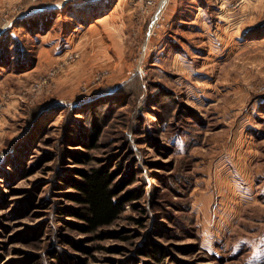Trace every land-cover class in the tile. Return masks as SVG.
I'll return each mask as SVG.
<instances>
[{
    "label": "rangeland",
    "instance_id": "1",
    "mask_svg": "<svg viewBox=\"0 0 264 264\" xmlns=\"http://www.w3.org/2000/svg\"><path fill=\"white\" fill-rule=\"evenodd\" d=\"M240 3L0 0V264H264V104L246 135L256 145L255 203L235 207L238 192L224 197L215 175L236 141L229 131L264 101V0L246 2L242 28L246 44L259 43L224 66L204 57L205 28L239 35L224 30L223 14ZM183 51L227 93L232 122L192 104L188 85L200 81L176 58ZM102 165L134 200L86 232L69 185ZM224 205L235 218L220 219Z\"/></svg>",
    "mask_w": 264,
    "mask_h": 264
},
{
    "label": "crops",
    "instance_id": "2",
    "mask_svg": "<svg viewBox=\"0 0 264 264\" xmlns=\"http://www.w3.org/2000/svg\"><path fill=\"white\" fill-rule=\"evenodd\" d=\"M239 1L241 2L240 3L241 7L237 9L238 11L237 10H235L234 12L227 11L228 13L225 11L223 14L224 16H226L225 19L229 20V22L231 21V23L229 24H226V23L224 24V30L226 31V29H231L233 27L234 29L235 27H237L238 30L241 28L238 36L236 35L232 36L231 34L226 35V32H223V29L221 30V28H223V25H218L219 27L217 28V30H214V31H211L210 29H206V28L204 29L206 31L205 34L207 35V41H208V47H207L208 52L206 53V55H204V57L206 56V59L211 61V63L215 66L219 67V66L226 65V63L232 59V56L236 55V52H235L236 49L243 50L244 47L248 45H254V43H259V42H251L253 44L251 43L246 44L247 42H244L243 40V37H242V32H243L242 28H244L243 22L246 16L250 13L249 10L251 8L248 7L250 5L246 4L248 0H239ZM82 4L83 3H81V6ZM78 6L80 5H76L77 8L75 7L73 11H77ZM89 12H90L89 9L88 10L82 9V11H77L76 14H78V16L81 18H86ZM110 13L112 12H109L108 14H106L105 16H101L100 18L94 19L93 22L90 23V26H91L90 28H95V27L98 28V26H102V22H104V25L108 23L109 21L104 20V21L99 22V20L103 18L108 19L111 15ZM256 16H258V13ZM78 24L81 27V22H79ZM227 25L228 27H225ZM238 30H234V31H238ZM228 32H231V31H228ZM230 37H234V39L231 40ZM183 53H184L183 55L181 53H177L176 58L180 57L178 59H181V58L187 59L188 63L186 62L187 65H183L184 68L186 70L188 69L191 70L190 72H192L193 75L197 77L196 80L198 79L197 81H200L197 83L198 85L196 86L194 83H191V85H188V89L193 91L192 95L190 96L192 99L191 100L192 104L199 106L198 108H201V109L206 108L207 110L213 107L220 108L219 111H215V112H218V114H220V116H222L227 122H232L233 121L232 115L236 113V111H234V109L233 110H223L225 106L221 104L222 102H224V99L226 98L227 93H223L225 91H222L220 88L216 86L214 87L212 84H210L211 78H212V74L210 71L204 72L199 69H195V66H193L194 62H190V60L188 59L189 52L183 51ZM205 65L206 64L204 63L203 66L206 67ZM190 72L188 71L187 74H189ZM186 81L188 82V79H186ZM200 84H202L203 87L200 88ZM213 97L216 99V102L210 103ZM263 102L264 101L260 100L259 102L255 103L251 107L249 111L250 115L247 117V119H245L243 116L242 118L243 124L239 128L236 129V132H234L233 130L229 131L231 134L235 133V136L233 138H235L236 141L234 142V144L231 142L229 143L230 146H229L228 152H226L222 156V159L219 160L216 166V172H215L216 184L220 188V194L222 192L224 197L228 195L224 191V189H226L227 187L232 193L238 192L237 194L234 193L235 195L233 196V199L231 201L235 205L238 203L239 206L241 207H243L244 204H249L250 202L255 203V201L257 200L256 199L257 194L256 195L254 194L253 186H252L254 183L253 182L254 177L252 176V174H249L251 170V165L256 161L255 159L257 158V155L255 153L256 145L251 140V138L246 135L247 134L250 135L248 131L251 130L250 128H253V124L251 123V117L255 118V113L258 114L260 107L264 104ZM244 148H247V150H244ZM248 164H250L249 167H247ZM262 186L264 187V185ZM231 189L232 190L234 189V192ZM214 198L216 197L214 196L213 199ZM216 200L218 199H215V201ZM213 202L214 200L212 201V204ZM225 207L226 206L224 205L223 208H220L222 209L221 211H223L221 215H220V212H218L220 219L228 221V219L235 218V216L233 215L234 213L236 214V211L233 212L232 210H234L235 207H237V205L234 208L232 205H229L228 209L227 208L225 209Z\"/></svg>",
    "mask_w": 264,
    "mask_h": 264
},
{
    "label": "trees",
    "instance_id": "3",
    "mask_svg": "<svg viewBox=\"0 0 264 264\" xmlns=\"http://www.w3.org/2000/svg\"><path fill=\"white\" fill-rule=\"evenodd\" d=\"M94 136L97 140L98 133ZM118 175L102 165L80 170L78 179L70 181L69 188L74 191L71 200L78 206L73 217L83 222L86 232L111 225L123 213L125 204L134 200L123 193L128 184L116 183Z\"/></svg>",
    "mask_w": 264,
    "mask_h": 264
},
{
    "label": "built area",
    "instance_id": "4",
    "mask_svg": "<svg viewBox=\"0 0 264 264\" xmlns=\"http://www.w3.org/2000/svg\"><path fill=\"white\" fill-rule=\"evenodd\" d=\"M165 2H166V0H164V4H165ZM162 10H163V6L158 10V12L155 15L153 22L150 25V30H149L148 35H147V40H149L151 38V33L154 30V24H156V22L159 20L160 14L162 13ZM144 53H145V51H144Z\"/></svg>",
    "mask_w": 264,
    "mask_h": 264
},
{
    "label": "bare ground",
    "instance_id": "5",
    "mask_svg": "<svg viewBox=\"0 0 264 264\" xmlns=\"http://www.w3.org/2000/svg\"><path fill=\"white\" fill-rule=\"evenodd\" d=\"M160 18V17H159Z\"/></svg>",
    "mask_w": 264,
    "mask_h": 264
}]
</instances>
